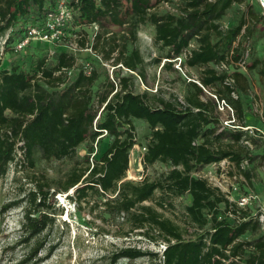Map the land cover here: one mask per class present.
Listing matches in <instances>:
<instances>
[{
	"label": "trees",
	"instance_id": "obj_1",
	"mask_svg": "<svg viewBox=\"0 0 264 264\" xmlns=\"http://www.w3.org/2000/svg\"><path fill=\"white\" fill-rule=\"evenodd\" d=\"M55 1L0 0V43L9 34L7 55L14 52V46L23 38L29 25L44 24L45 15L54 8ZM234 1L223 0L220 7L209 4L177 16L154 12L148 8V0H135L129 37L136 40L141 26H153L154 44L169 50L165 57L154 59L157 65L167 60L162 66L164 70H173L174 59L184 53L194 38L202 39L203 46L197 52H191V66L207 65L213 60L238 64L244 60L245 49L241 44L233 49V43L243 27L245 38H250L253 28L261 20L252 12L249 25L244 21L239 27L223 31L218 19ZM101 15L99 11L96 13L93 0H78L74 26L100 22ZM208 33L219 37L225 48L218 52L216 46L210 45ZM118 37L115 33L110 37L97 34L92 48L95 51L100 49L99 53L110 61L119 49ZM80 46L84 48L86 42L81 40ZM230 53L229 60L227 55ZM47 54H39V50L26 51L24 55L29 56V61L22 63L6 62L4 65L5 61L0 60V177L9 174L12 167L14 172L34 169L36 152L45 159L73 160L78 155V147L87 138L94 144L106 132L112 142L105 152L99 158L95 154L91 159L94 153L91 147L90 155L85 158L83 176L70 174L59 191L67 193L75 189L76 201L80 204L91 195L106 197L101 204L106 214L112 218H123L133 232L140 231L141 237L152 242L160 239L161 245H166L161 257L159 253L123 247L113 255L111 264H117L121 259L142 257H150L156 261L155 264H235L231 259L236 256H242L248 264H264V237L253 243L241 240L249 231L260 228L259 223L252 219V212H239L235 204L206 180L181 175L176 170L169 173L165 184L125 180L131 151L137 145L134 120L146 122L151 129L143 156L146 166L162 161L176 168L190 160L208 165L223 154L216 149L223 138L222 134H217L220 123L216 115L217 104L204 99V90L199 85L190 82V90L182 103L174 97L167 99L158 92L151 95L128 89L119 91L116 90L118 85L109 79L106 93L99 99L104 107L98 116L93 107L92 89L100 77L98 72L94 70L87 74L80 70L69 80L63 70L74 69L75 58L64 51L56 52L54 58L48 60ZM259 64L260 61L255 60L250 68L255 69ZM57 72L62 73L56 76ZM241 77L238 72L218 73L207 68L201 84L206 89L223 86L225 90H218L215 96L219 102H226L225 91L226 96L234 92L229 80L238 81ZM123 83L127 88L125 79ZM234 108L242 118L239 101ZM232 139L239 143L243 134L236 131ZM19 143L23 145L19 147ZM229 149L228 157L239 175L250 181L251 172L242 168L247 154L234 150L232 146ZM18 151L23 152L22 157ZM80 184L83 187H79ZM158 189L165 197L191 196V205L185 209L187 221L194 230L190 238H184L174 223L153 207L144 205ZM54 193L51 194L48 185L37 184L25 198L9 205L12 208L25 203L19 242L30 245V250L21 264H40L43 261L39 253L45 249L46 240L40 237L55 222V204L49 202ZM221 205L225 207L224 211H221ZM95 208L100 206L96 204ZM223 212L234 213L239 223L219 220Z\"/></svg>",
	"mask_w": 264,
	"mask_h": 264
},
{
	"label": "rangeland",
	"instance_id": "obj_2",
	"mask_svg": "<svg viewBox=\"0 0 264 264\" xmlns=\"http://www.w3.org/2000/svg\"><path fill=\"white\" fill-rule=\"evenodd\" d=\"M148 1V8L154 12L180 16L186 10L202 8L209 4H218L220 7L223 0ZM93 2L96 13L99 11L102 14L98 19L100 22L69 28L65 32V37L55 44L33 42L27 51L39 50V54L41 52L46 54L48 50H55L57 53L67 52L75 58L74 76L80 70L87 74L97 71L100 77L92 89L93 107L98 116L104 107L99 99L106 93L109 79L118 85L116 90L119 91L128 89L136 93L148 92L151 95L158 92L167 99L174 97L183 103L190 90V82L201 83L203 72L207 68L218 73L238 72L243 76L238 81L229 80L234 92L231 96H226L225 91L224 98L227 100L225 103L222 100L218 103L212 96L218 95V90L224 91L223 86L218 85L204 91V99L213 100L217 104L216 115L220 120L217 134L223 135L222 143L216 145V149L223 154H219L214 162L199 165L194 160H190L174 168L168 162L159 161L152 166H146L143 156L150 140L151 129L146 122L134 120L137 145L131 151L125 180L134 183L149 180L165 184L169 173L176 170L181 175L206 180L210 186L218 188L228 200L230 198L236 201L242 197L254 196L256 213L259 206H264V18L262 19L264 10L259 0H235L218 19L221 29L227 31L239 27L244 21L249 25L252 12L260 18L261 22L253 28L250 38H245V27H243L233 43V49L239 44L243 45L245 65L219 63L213 60L207 65L191 66L190 52H197L203 46L202 39L194 38L181 55L183 58L181 70L178 69L176 62L173 63V70L162 69L167 60H163L159 65L154 63V59L165 57L169 50L154 44L155 30L150 24L139 28L136 40L129 37L128 31L133 23L132 6L135 0H93ZM112 33L119 36V49L112 55L110 61H106L99 53L100 49L95 51L92 46L97 34L110 37ZM208 36V43L216 46L218 52L225 48L214 33ZM81 40L86 42L84 48L80 46ZM73 41L79 45L77 52L69 48V42ZM230 56L231 53L227 55L229 60ZM28 58L27 55L11 52L3 63L4 65L6 62L22 63ZM255 60H259L260 64L255 69H251L250 66ZM124 79L127 88L123 86ZM237 101L242 108V118L234 108ZM236 131L243 134V139L239 143H234L232 139ZM99 139L91 144L87 138L86 142L78 147V155L73 160L45 159L36 152L34 169L14 172L12 167L9 174L0 177V264H21L30 250V245L19 242L25 203L12 208H9V205L25 198L30 189L37 184L48 185L51 194L56 191L49 199L51 204H55V222L40 237L41 240H46L45 249L39 253V257L43 259L40 264H111L113 255L123 247L159 253L161 257L160 239L157 242L149 241L140 236V231L133 232L131 225L123 218H112L103 211L101 204L106 201V197L91 195L86 202L80 204L76 201L75 189L67 193L59 191L70 174L83 176L85 158L90 155L91 147L94 148V153L90 158H94L95 154L96 158H99L112 142V138L106 134ZM229 146L244 155L247 154L242 168L251 172L250 181L239 175L234 162L228 157ZM79 187L83 185L80 184ZM191 202L190 195L180 198L165 197L158 189L144 205L153 207L164 218L171 220L184 238H190L194 230L187 221L185 209L191 205ZM96 204L100 206L99 209L95 208ZM220 208L221 211L225 210L223 205ZM221 216L225 217L226 212ZM261 237H264V231L257 228L255 231H249L241 240L253 243ZM246 253H249V250ZM155 263L156 261L150 257H142L136 260L121 259L117 264Z\"/></svg>",
	"mask_w": 264,
	"mask_h": 264
},
{
	"label": "built area",
	"instance_id": "obj_3",
	"mask_svg": "<svg viewBox=\"0 0 264 264\" xmlns=\"http://www.w3.org/2000/svg\"><path fill=\"white\" fill-rule=\"evenodd\" d=\"M263 10L264 6L262 2L259 0ZM78 3V0H56L55 1V6L52 10L48 11L47 14L45 15L44 19V24L43 25H29L24 33L23 38L14 46L13 51L15 53H21L24 54L29 46L33 42H39V43H51L55 44L60 42L59 40L61 38L65 37V32L69 28H76L74 26V15H75V9H76V4ZM9 40V34L5 36L0 43V60H5L7 59V54L6 52V47H7V42ZM69 48L70 50L77 52L79 49V45L73 42H69ZM56 55L55 50H49L47 57L48 60H52L54 56ZM191 55V52L190 54ZM173 62L177 63L178 69L181 70V64L183 63V58L177 57L174 59ZM239 66L245 65L244 60L240 63H238ZM64 74L66 77L70 80L74 74V70L70 69H64L63 70ZM62 72H57L56 76H59ZM40 77V76H39ZM197 85H199L205 92L207 91L206 88L203 87V85L198 81H194ZM217 101V97L215 95H212ZM225 103V101H222ZM219 103V101H218ZM100 116V115H99ZM107 135V133L105 132ZM23 144L19 143L18 146L21 147ZM22 151H18L19 157H22ZM254 196H246L240 198V200H231L229 198V202L232 204H235L237 206V210L239 212L241 211H251V217L253 220L257 221L259 223L260 228L264 231V206H259V210L255 213V208L254 205L256 204V200ZM227 216L230 218H227ZM227 220L228 222H238L237 217L234 213L228 212L226 213V216L223 217L221 216L219 220ZM162 248V252L166 250V245H160ZM232 262L235 264H248L242 256H236L235 258L231 259Z\"/></svg>",
	"mask_w": 264,
	"mask_h": 264
},
{
	"label": "water",
	"instance_id": "obj_4",
	"mask_svg": "<svg viewBox=\"0 0 264 264\" xmlns=\"http://www.w3.org/2000/svg\"><path fill=\"white\" fill-rule=\"evenodd\" d=\"M260 1L262 2L263 6H264V0H260Z\"/></svg>",
	"mask_w": 264,
	"mask_h": 264
},
{
	"label": "crops",
	"instance_id": "obj_5",
	"mask_svg": "<svg viewBox=\"0 0 264 264\" xmlns=\"http://www.w3.org/2000/svg\"><path fill=\"white\" fill-rule=\"evenodd\" d=\"M263 15H264V13H263Z\"/></svg>",
	"mask_w": 264,
	"mask_h": 264
}]
</instances>
